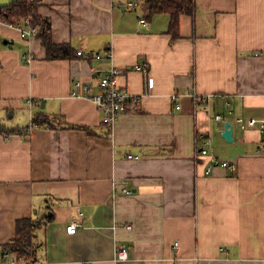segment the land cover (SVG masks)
<instances>
[{
  "label": "crops",
  "instance_id": "crops-1",
  "mask_svg": "<svg viewBox=\"0 0 264 264\" xmlns=\"http://www.w3.org/2000/svg\"><path fill=\"white\" fill-rule=\"evenodd\" d=\"M194 2L173 37L139 0H42L68 58L0 23V253L33 219L32 264H264V132L238 122L264 119V0ZM78 51H111L140 99L111 130L72 96L78 81L96 93L110 63Z\"/></svg>",
  "mask_w": 264,
  "mask_h": 264
},
{
  "label": "trees",
  "instance_id": "trees-1",
  "mask_svg": "<svg viewBox=\"0 0 264 264\" xmlns=\"http://www.w3.org/2000/svg\"><path fill=\"white\" fill-rule=\"evenodd\" d=\"M148 17L166 13L171 17L169 32L173 37L178 36L180 18L183 15H193L195 12L194 0H139ZM42 0H14L10 4L0 6V19L3 23L12 26H25L27 22L37 28V34L47 50L49 58H68L72 52L67 45H55L51 41V23L47 18L39 15L38 9ZM73 56V55H72ZM40 120L35 119V124L40 125ZM0 133H6L0 126ZM37 221L21 219L16 222L14 240L2 247L1 255L9 253L22 257L28 264L37 261Z\"/></svg>",
  "mask_w": 264,
  "mask_h": 264
},
{
  "label": "built area",
  "instance_id": "built-area-1",
  "mask_svg": "<svg viewBox=\"0 0 264 264\" xmlns=\"http://www.w3.org/2000/svg\"><path fill=\"white\" fill-rule=\"evenodd\" d=\"M133 6V5H131ZM0 23H2L0 19ZM20 28L21 37L24 39H30L37 34V28L29 25V22L25 26H18ZM78 56L89 57L90 59L102 63H110L106 73L101 76L99 82V89L96 93H92V87L83 82H75L76 91H73V97H83L92 100L95 105L98 107L99 111L103 115L104 123L109 127V129H113L115 122L117 119L124 113L136 112L139 109L140 99L139 97L133 96L127 90L123 89L119 85V77L121 76V69L113 63V55L111 51H107L105 53H93V52H84L78 51ZM33 57H28L26 60L31 61ZM141 70V67H137ZM192 96L194 101L198 100L197 94H189ZM178 94H173L171 98L173 101L178 99ZM180 105H176V109H180ZM215 119L220 121L223 119L221 115H216ZM238 122L240 123L242 128H259L262 132H264V119H243L239 118ZM200 154L206 155L207 150L202 149ZM130 159H138V156L128 155ZM214 164L220 163L223 167L226 168H234L235 164L230 163L228 161H220L218 162L216 159L212 160ZM212 171V167L207 169V173ZM125 185L127 183L125 182ZM122 193L129 194L131 191L127 186H124L122 189ZM80 223L77 221H72L68 227L67 232L69 234H75L80 227ZM128 229H131V226H127ZM174 248H179V243L176 242L174 244ZM128 258L127 251L123 247H119L117 249V259L120 261L126 260ZM0 264H28L23 260L22 257H18L9 253H5L0 257ZM30 264V263H29Z\"/></svg>",
  "mask_w": 264,
  "mask_h": 264
},
{
  "label": "water",
  "instance_id": "water-1",
  "mask_svg": "<svg viewBox=\"0 0 264 264\" xmlns=\"http://www.w3.org/2000/svg\"><path fill=\"white\" fill-rule=\"evenodd\" d=\"M4 43H8L7 40L4 41ZM233 126L231 123H226L225 125V131L223 133V137L227 140V141H233Z\"/></svg>",
  "mask_w": 264,
  "mask_h": 264
},
{
  "label": "rangeland",
  "instance_id": "rangeland-1",
  "mask_svg": "<svg viewBox=\"0 0 264 264\" xmlns=\"http://www.w3.org/2000/svg\"><path fill=\"white\" fill-rule=\"evenodd\" d=\"M13 0H0V6H5L8 5L12 2Z\"/></svg>",
  "mask_w": 264,
  "mask_h": 264
}]
</instances>
